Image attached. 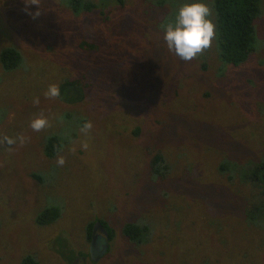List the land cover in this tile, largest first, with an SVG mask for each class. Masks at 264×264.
<instances>
[{"label": "rangeland", "instance_id": "obj_1", "mask_svg": "<svg viewBox=\"0 0 264 264\" xmlns=\"http://www.w3.org/2000/svg\"><path fill=\"white\" fill-rule=\"evenodd\" d=\"M83 1L0 0V51L22 56L0 63V264L30 252L40 264H264V213L248 216L260 199L248 169L264 161V0L239 65L219 59L216 31L191 60L169 49L187 0H88L89 12ZM157 151L163 177L149 172ZM51 203L61 216L36 224ZM97 219L114 236L94 260ZM127 221L148 225L139 243Z\"/></svg>", "mask_w": 264, "mask_h": 264}, {"label": "trees", "instance_id": "obj_2", "mask_svg": "<svg viewBox=\"0 0 264 264\" xmlns=\"http://www.w3.org/2000/svg\"><path fill=\"white\" fill-rule=\"evenodd\" d=\"M78 0H71L73 10L79 9ZM97 3L84 0L81 9L90 11L95 9ZM213 11L215 15V31L217 34V45L219 48V59L226 63L239 65L247 60L249 54L253 50L252 42L254 39V20L260 11L259 0H213ZM19 50L13 46L4 47L0 51V63L4 69H13L21 60ZM78 80L71 83L72 87H77ZM64 83L63 86H67ZM84 92L81 85L77 88ZM83 98V96H80ZM60 147V139L57 135L52 134L47 138L44 146V155L54 158ZM152 164L157 169H151L149 172L157 176V173L163 177L170 168L168 158L161 151H157L151 158ZM249 177L256 182V189L260 192L259 202L254 204L251 214L254 211L258 214L264 213V161L253 164L248 169ZM32 177H37L32 175ZM52 204V203H51ZM62 210L55 204L39 210L35 216L34 222L38 225L51 226L61 216ZM99 220L100 224L106 229L110 239H113L114 230L103 219ZM92 222L87 228V239L90 242ZM121 232L123 236L131 242L139 243L149 232V227L145 223L138 221H127L122 224ZM36 251V250H35ZM37 254V253H36ZM34 253H23L20 257L19 264H40L37 255ZM39 254V253H38ZM40 255V254H39Z\"/></svg>", "mask_w": 264, "mask_h": 264}, {"label": "clouds", "instance_id": "obj_3", "mask_svg": "<svg viewBox=\"0 0 264 264\" xmlns=\"http://www.w3.org/2000/svg\"><path fill=\"white\" fill-rule=\"evenodd\" d=\"M31 3L38 2L31 0ZM212 14V8L204 0H187L179 8L174 24L169 25L165 30L164 39L169 49L174 50L182 60L188 61L208 48L215 36ZM46 95L58 97L60 95L59 86L51 85ZM46 124V119L37 118L32 121L31 126L38 131ZM60 163H63V160Z\"/></svg>", "mask_w": 264, "mask_h": 264}, {"label": "water", "instance_id": "obj_4", "mask_svg": "<svg viewBox=\"0 0 264 264\" xmlns=\"http://www.w3.org/2000/svg\"><path fill=\"white\" fill-rule=\"evenodd\" d=\"M92 230L89 253L92 259L98 260L108 249L109 236L106 229L100 223L94 224ZM96 231L99 233H96Z\"/></svg>", "mask_w": 264, "mask_h": 264}, {"label": "flooded vegetation", "instance_id": "obj_5", "mask_svg": "<svg viewBox=\"0 0 264 264\" xmlns=\"http://www.w3.org/2000/svg\"><path fill=\"white\" fill-rule=\"evenodd\" d=\"M92 229H93V227H92ZM91 229V234H92V232H93V230ZM96 233H99L98 231H96Z\"/></svg>", "mask_w": 264, "mask_h": 264}]
</instances>
